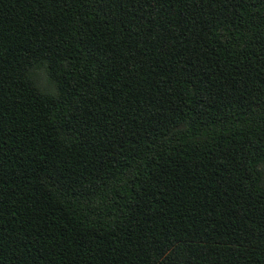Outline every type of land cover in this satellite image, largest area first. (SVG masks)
<instances>
[{"label": "trees", "instance_id": "obj_1", "mask_svg": "<svg viewBox=\"0 0 264 264\" xmlns=\"http://www.w3.org/2000/svg\"><path fill=\"white\" fill-rule=\"evenodd\" d=\"M0 264H264V0H0Z\"/></svg>", "mask_w": 264, "mask_h": 264}]
</instances>
